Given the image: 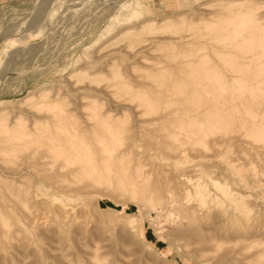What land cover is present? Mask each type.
<instances>
[{
    "label": "rangeland",
    "instance_id": "1",
    "mask_svg": "<svg viewBox=\"0 0 264 264\" xmlns=\"http://www.w3.org/2000/svg\"><path fill=\"white\" fill-rule=\"evenodd\" d=\"M0 264H264V0H0Z\"/></svg>",
    "mask_w": 264,
    "mask_h": 264
},
{
    "label": "bare ground",
    "instance_id": "2",
    "mask_svg": "<svg viewBox=\"0 0 264 264\" xmlns=\"http://www.w3.org/2000/svg\"><path fill=\"white\" fill-rule=\"evenodd\" d=\"M138 179H139V180H142V178H140V177H138ZM236 206H237V205H236ZM239 206H240V205H239ZM239 206H238V208H237V209H239ZM240 210H241V209H240Z\"/></svg>",
    "mask_w": 264,
    "mask_h": 264
}]
</instances>
